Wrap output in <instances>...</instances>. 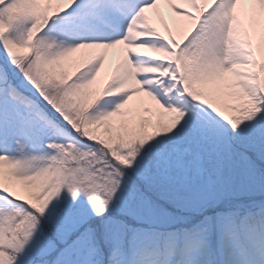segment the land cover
<instances>
[{
  "label": "snow or ice",
  "instance_id": "6c2138e0",
  "mask_svg": "<svg viewBox=\"0 0 264 264\" xmlns=\"http://www.w3.org/2000/svg\"><path fill=\"white\" fill-rule=\"evenodd\" d=\"M0 264H264V0H0Z\"/></svg>",
  "mask_w": 264,
  "mask_h": 264
},
{
  "label": "rangeland",
  "instance_id": "374dc122",
  "mask_svg": "<svg viewBox=\"0 0 264 264\" xmlns=\"http://www.w3.org/2000/svg\"><path fill=\"white\" fill-rule=\"evenodd\" d=\"M169 7L167 6V5H165L164 6V10H166V11H169ZM118 56L117 55H115V54H111V56H109V58H108V62H109V64L114 68L115 67V65H116V63H117V61H118ZM107 74H108V72H107V70H102V72H101V77L102 78H106L107 77Z\"/></svg>",
  "mask_w": 264,
  "mask_h": 264
}]
</instances>
